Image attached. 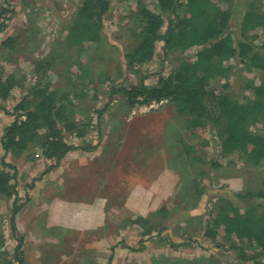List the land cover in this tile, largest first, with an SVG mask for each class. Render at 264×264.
<instances>
[{
  "label": "rangeland",
  "instance_id": "obj_1",
  "mask_svg": "<svg viewBox=\"0 0 264 264\" xmlns=\"http://www.w3.org/2000/svg\"><path fill=\"white\" fill-rule=\"evenodd\" d=\"M111 1L103 41L94 45L76 42L80 0H0L12 11L0 34V79L10 80L15 87L7 101H0L9 112L0 117V134L17 116L27 119L39 102L35 92L44 87L69 94L78 124L77 131L66 134V142L78 149L60 162L47 158L37 143L26 150L28 190L36 192L38 181L45 187L46 216L40 232L45 238L36 245L26 244L23 238L19 253L23 248L28 251V264H264V256L257 262L241 259L235 245L252 258L260 253L259 244L253 237H229L223 224V217L234 216L236 208L247 215L264 213V197H260L264 165H254L241 151L225 154L219 150L221 121L217 116L212 125L194 129L189 117L180 115L170 100L148 109L149 104L131 105L122 92L110 93L112 87L116 91L141 83L155 87L183 60L172 51L165 58L159 41L151 62L129 70L125 55L137 46L142 30L138 7L144 4L156 13V1ZM231 2L233 31L250 6L264 11V0ZM178 14L183 16L184 10ZM163 17L165 31L174 16L167 12ZM258 33V43L264 45V32ZM7 39L11 47L2 45ZM233 67L222 84L230 83L242 103L246 97L254 100L253 89L260 85L261 73L241 61ZM17 107L22 109L15 114ZM256 121L249 130L264 134V117ZM78 132L83 137H76ZM3 152L0 140V159ZM90 154H96L95 158L89 159ZM81 161L103 165L105 170L74 174L72 181L71 168ZM77 178L82 194L89 189L107 196L111 203L125 201L136 188L155 186L158 204L139 207L137 212H133L136 207L111 204L102 207L105 217H95L99 206H78L79 217H75L73 207L55 195L69 198L62 189ZM85 212L94 217H85ZM5 226L8 229L2 218L0 230L5 232ZM6 261L7 257L0 256V264Z\"/></svg>",
  "mask_w": 264,
  "mask_h": 264
},
{
  "label": "trees",
  "instance_id": "obj_2",
  "mask_svg": "<svg viewBox=\"0 0 264 264\" xmlns=\"http://www.w3.org/2000/svg\"><path fill=\"white\" fill-rule=\"evenodd\" d=\"M155 1L156 13L144 4L138 7L137 18L142 30L137 46L125 55L128 68L135 70L151 62L159 41L163 43L165 58L172 51L182 56L183 60L170 75L160 78L155 87L141 83L116 91L112 87L110 93L122 92L131 105L170 100L180 115L189 117V124L194 129L212 125L217 116L221 121L219 150L225 154L241 151L248 155L254 165H264V134L249 130L250 125L257 123V117H264V45L258 43V32H264V11L256 5L250 6L238 28L233 31L230 26L233 17L231 0ZM111 9V0H80L75 22L78 33L76 42L100 44L103 41L104 20ZM180 9L184 10L183 16L178 14ZM167 12L172 13L174 19L168 22L163 31V14ZM9 13L12 11L0 3V34L8 26L11 17L7 19L6 15ZM9 42L10 39H7L2 45L8 47ZM235 61H241L261 73L262 80L253 89L252 101L246 97L243 99L246 102L242 103L232 93L230 83L222 84L232 72ZM14 89L10 80L0 79V101H7ZM35 96L39 102L27 113V119L23 121L17 116L5 129L1 139L2 148L6 153L18 156L37 143L47 158L60 162L68 153L78 149L66 142V134L78 128L74 121V104L68 93L50 91L47 87L36 91ZM1 102L0 114H9L7 106ZM21 109L17 107L15 114ZM76 137H83V133L78 132ZM11 170L13 167L0 159V195L15 192L12 183L15 174ZM260 197H264V192L260 193ZM223 224L229 237H253L259 244L260 253L252 258L247 255L246 249L235 245L234 249L238 250L241 259L257 262L264 256V213L247 215L236 208L234 216L223 217ZM21 243L19 240L18 250ZM20 261L23 263L22 259Z\"/></svg>",
  "mask_w": 264,
  "mask_h": 264
},
{
  "label": "crops",
  "instance_id": "obj_3",
  "mask_svg": "<svg viewBox=\"0 0 264 264\" xmlns=\"http://www.w3.org/2000/svg\"><path fill=\"white\" fill-rule=\"evenodd\" d=\"M4 115L5 113L4 114L1 113L0 117H3ZM15 119L9 122V124L2 129V132L0 134V140L4 135L5 129L9 127L15 121ZM26 150L18 156L13 155L12 153H6L4 151L3 153L5 155L2 156V159H4L7 164H10L13 167L11 173L15 174V180L14 182H12L13 185H15V192L12 195H0V218H1L0 222H2V218H3L5 219L6 223H8V229L5 226V232L0 230V256L7 257L6 263L8 264L29 263V262L27 263L28 255H29L28 251H25L24 248L22 249L23 251H21V253H18L17 251L19 240L23 241L25 239L27 241L26 244L31 243L33 245H36L35 243L37 241L40 242V240L38 239L43 237L44 240L45 238L44 234L42 235V233H40L41 225L42 224L45 225L43 219L46 216L45 187L43 185L42 186L40 185L41 181L40 182L38 181L37 183H35L37 185L36 192L35 191L32 192L28 190V186L25 184V180H24L25 178L24 174H27L24 173L27 168L25 166L26 164L24 163L27 156ZM90 155L92 156L88 157L89 159H93L96 156V154L94 155L90 154ZM10 156L12 157V160L8 159L10 158ZM77 167H80L81 169H78ZM104 170H105V166L103 165L89 166L88 162H86V164L84 165L83 161H81L79 165L73 166L71 168L70 176H71V180L73 181L74 177H72V175L74 174L75 175L77 174L78 176V174L82 172L87 173V171H89L92 174H96L100 172L103 173ZM80 181L81 179H79L78 181L77 178L75 184H72V182L70 181L69 188L63 187L62 190L67 191L69 193L70 195L69 198L68 197L63 198V197H59L58 195L57 196L55 195V197L60 198L61 202H63L65 205H70L73 207L74 210L73 214H75V217H79L78 216L79 210L77 209L78 206L80 207L99 206L101 208L97 209L98 213L95 215V217H105L103 213L104 210L102 209V207L109 206L111 204L116 206L121 205L125 207L126 206L136 207V211L134 210L133 212H137L139 207L156 206L158 204V196L154 192L155 186L153 188L152 187L143 188L144 192H142L143 189L141 190V188H136L134 192L128 198L125 199V201H122L121 203L120 202L116 203V201H114L111 203V201L107 196H103V195L97 196L94 193L89 192L88 191L89 189L86 190L85 188H83V191L86 190L87 193L82 194V188L77 187V184ZM57 186L58 185L56 184V187ZM85 213H86L85 217H90V218L94 217V215L92 216L91 214L87 215L89 212L88 213L85 212ZM50 217H56V216L51 215ZM24 219L27 220V224L24 222ZM7 232H9L10 237H8ZM20 259L23 260V263H21Z\"/></svg>",
  "mask_w": 264,
  "mask_h": 264
},
{
  "label": "built area",
  "instance_id": "obj_4",
  "mask_svg": "<svg viewBox=\"0 0 264 264\" xmlns=\"http://www.w3.org/2000/svg\"><path fill=\"white\" fill-rule=\"evenodd\" d=\"M167 102H168L167 100H163V101H160V102L153 101L151 104H149V107H147V108L148 109L160 108L161 106H163ZM23 120H25L24 117H23Z\"/></svg>",
  "mask_w": 264,
  "mask_h": 264
}]
</instances>
